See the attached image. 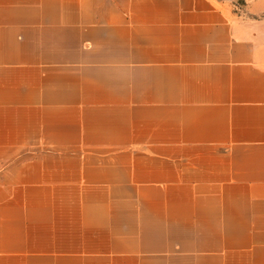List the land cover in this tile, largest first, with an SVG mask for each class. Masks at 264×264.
Segmentation results:
<instances>
[{
	"label": "crops",
	"instance_id": "obj_1",
	"mask_svg": "<svg viewBox=\"0 0 264 264\" xmlns=\"http://www.w3.org/2000/svg\"><path fill=\"white\" fill-rule=\"evenodd\" d=\"M0 264H264V31L0 0Z\"/></svg>",
	"mask_w": 264,
	"mask_h": 264
},
{
	"label": "rangeland",
	"instance_id": "obj_2",
	"mask_svg": "<svg viewBox=\"0 0 264 264\" xmlns=\"http://www.w3.org/2000/svg\"><path fill=\"white\" fill-rule=\"evenodd\" d=\"M243 21L258 25L264 31V0H227Z\"/></svg>",
	"mask_w": 264,
	"mask_h": 264
}]
</instances>
